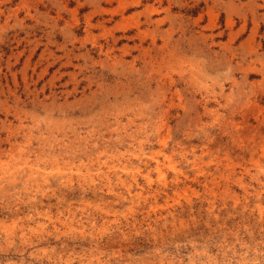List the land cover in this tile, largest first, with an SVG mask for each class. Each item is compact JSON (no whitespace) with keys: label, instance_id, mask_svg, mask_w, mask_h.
Masks as SVG:
<instances>
[{"label":"rangeland","instance_id":"374dc122","mask_svg":"<svg viewBox=\"0 0 264 264\" xmlns=\"http://www.w3.org/2000/svg\"><path fill=\"white\" fill-rule=\"evenodd\" d=\"M0 264H264V0H0Z\"/></svg>","mask_w":264,"mask_h":264},{"label":"bare ground","instance_id":"6f19581e","mask_svg":"<svg viewBox=\"0 0 264 264\" xmlns=\"http://www.w3.org/2000/svg\"><path fill=\"white\" fill-rule=\"evenodd\" d=\"M151 82H152V81H151ZM157 83H158V82H157ZM144 84H147V81H145V83H144ZM149 85H150V84H149ZM149 85H148V87H150ZM143 86H144V85H143ZM146 88H147V86H146Z\"/></svg>","mask_w":264,"mask_h":264}]
</instances>
